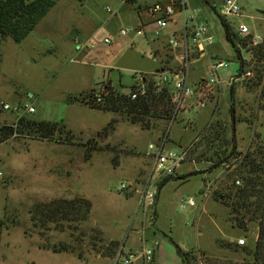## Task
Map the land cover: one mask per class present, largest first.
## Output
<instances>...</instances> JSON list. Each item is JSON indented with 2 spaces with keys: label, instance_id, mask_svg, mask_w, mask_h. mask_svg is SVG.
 Instances as JSON below:
<instances>
[{
  "label": "rangeland",
  "instance_id": "rangeland-1",
  "mask_svg": "<svg viewBox=\"0 0 264 264\" xmlns=\"http://www.w3.org/2000/svg\"><path fill=\"white\" fill-rule=\"evenodd\" d=\"M157 1L170 0H56L21 42L7 37L1 44L0 100L19 111L0 109V123L10 124L20 116L61 120L72 140L59 134L50 140L19 135L0 142V219L6 225L0 230V264H124V257L139 250V240L152 229L173 240L159 245V264H181V251L194 256L189 264L241 261L244 252L222 247L219 241L235 244L243 237L241 246H254L257 223L247 215L244 230L229 215L226 188L234 165L220 161L223 145L212 137L220 123L228 140L234 136L238 151L245 152L256 134L264 139L257 91L248 88L249 75L239 71L237 53L216 12L222 0H186L187 8L175 9L173 21L155 37L153 23L144 30L132 18L135 10H147ZM239 3L241 14L224 18L232 37L248 38L237 32L242 22L250 36L263 39L264 0ZM191 15L209 27L214 43L203 56L192 53L188 82L199 86L208 79L214 59L226 64L216 70L220 82L204 88V107L196 108L195 98L188 100L174 117H151L144 129L124 112L67 101L68 94L98 90L104 83L127 93L139 76L151 77L156 68L178 65L184 59L182 49H172L166 36L181 30ZM127 26L144 33L121 35L120 28ZM104 37L110 42L104 43ZM241 56L246 70L250 55L242 49ZM165 132L168 147H184L187 157L161 188L165 176L157 177L150 188L155 198L144 200L140 190L153 161L148 144ZM121 183L127 187L121 189ZM77 195L91 202L85 220L64 222L63 227L49 224L44 230L33 226L29 211L35 203ZM184 197H192L194 204H184ZM61 243L71 249H52ZM112 244L116 253L106 256ZM143 246L153 249L157 244L147 240ZM151 261L138 257L130 264Z\"/></svg>",
  "mask_w": 264,
  "mask_h": 264
},
{
  "label": "trees",
  "instance_id": "trees-1",
  "mask_svg": "<svg viewBox=\"0 0 264 264\" xmlns=\"http://www.w3.org/2000/svg\"><path fill=\"white\" fill-rule=\"evenodd\" d=\"M56 0H0V47L7 37L15 42H21L36 26V24L55 5ZM219 16V15H218ZM225 38L229 41L237 53L239 59V71L250 72L247 86L257 91V105L264 113V38L252 43V35L248 38L235 40L231 27L221 16ZM250 55V63L245 70V60L241 56V50ZM1 62V51H0ZM147 89L145 94L131 98L129 93H122L114 89L109 83H104L98 88L100 99L95 95L97 88L77 94H68V102H79L89 105L90 108L101 110H113L124 112L133 123H139L144 129L149 128L151 117L169 118L172 116L173 104L170 98L169 88L156 89L150 81L145 82ZM135 88V85L132 86ZM232 93V92H231ZM2 101L0 100V109ZM234 111L231 106L230 111ZM146 117V119H145ZM213 131L214 138L220 139L223 150L220 152V161H230L234 167L229 173L231 185L226 188V203L229 207V215L236 226L246 229L245 219L257 223V237L253 247L241 246L237 243L219 241L222 247L241 250L245 258L241 261L229 259L209 260L210 264H264V139L260 140L256 134L250 146L245 152L236 150L233 143L234 136L229 140L225 137V130L220 123ZM70 130H65L62 121L35 120L27 116H20L16 121L7 124L0 123V142L12 136L28 135L41 139H52L56 134L67 141ZM64 135V136H62ZM65 137V138H64ZM231 159L232 162H231ZM188 173L187 175H190ZM172 176L164 177L158 184L161 188ZM239 180L240 184L235 181ZM91 208V202L79 195L73 198H54L49 201L35 203L30 208V221L34 227L48 228L49 224L63 227L64 222H80L87 218ZM5 222L0 219V230L5 227ZM171 240V238L169 237ZM115 243V242H113ZM117 244V243H116ZM107 247L106 256H114L116 246ZM177 246V245H176ZM178 247V246H177ZM56 252L69 251L67 244L61 243L52 248ZM190 252L181 251L182 264H189ZM203 258L206 253L201 251ZM190 256V257H189Z\"/></svg>",
  "mask_w": 264,
  "mask_h": 264
},
{
  "label": "built area",
  "instance_id": "built-area-1",
  "mask_svg": "<svg viewBox=\"0 0 264 264\" xmlns=\"http://www.w3.org/2000/svg\"><path fill=\"white\" fill-rule=\"evenodd\" d=\"M186 8L185 0H170L165 2H155L151 4L147 11L151 17V23L155 25L153 33L155 37L160 36V31L166 27L170 22L173 21V14L175 9L179 11H184ZM241 5L239 0H222L220 3L217 14L223 18L227 16H234L241 14ZM190 23H189V22ZM132 32L137 34L144 33L143 29L134 26L122 27L119 33L123 36L128 35ZM237 32L240 35H250L251 32L247 25L244 23H239L237 27ZM167 43L172 49H182L184 59L178 65L171 68H161L154 73L150 74L151 77L147 75L139 76L138 81L135 83V88H130L127 93H129L131 98H136L139 95H143L146 92L147 84L146 81H150L156 89L169 88L170 98L173 104L172 117L183 108L186 101L196 99L195 107L205 106V87H210L213 84L219 83V77L216 74V70L222 66H225L223 60L214 59L210 63L211 75L208 79H203V82L199 86L195 84H190L188 82V67L189 58L192 53H197L199 56H203L206 49L214 43V35L210 32L209 27L202 22L195 20L192 15L188 20H183V27L181 30L172 31L167 36ZM252 43L256 44L261 41L259 35H252ZM104 43H109L110 38L104 37ZM246 76L250 75L247 71L244 73ZM95 95L98 100L100 99V90H97ZM3 110H10L14 112L19 111L18 106H10L8 103H1ZM29 112H33L34 108L32 106L25 107ZM150 153L152 155V172L149 173L142 184V189L140 190V197L144 200H153L155 198V192L151 191V184L154 183L157 177L160 176H172L175 170L182 164V162L187 157V149L184 147H179V149H173L168 147L167 132L160 136L155 142H150L148 144ZM236 184H240L239 180L235 181ZM121 189H125L127 185L121 183ZM184 204L191 206L194 204V199L192 197H184ZM245 239L239 238L237 243L239 245L244 244ZM143 257L147 261L152 260L153 249L143 248ZM135 253L129 252L123 259L124 264H130L134 259Z\"/></svg>",
  "mask_w": 264,
  "mask_h": 264
},
{
  "label": "crops",
  "instance_id": "crops-1",
  "mask_svg": "<svg viewBox=\"0 0 264 264\" xmlns=\"http://www.w3.org/2000/svg\"><path fill=\"white\" fill-rule=\"evenodd\" d=\"M186 1V0H185ZM157 2H160V1H157ZM155 3V2H154ZM153 4V3H152ZM186 8H187V1H186ZM185 8V9H186ZM134 13V12H133ZM135 13H136V16H134V18H132V19H134L135 21H133V22H136L135 23V26H137V25H143V29L145 30V28H147L149 25H151L152 23H151V17H150V15H149V13H148V11L147 10H144V11H138V10H135ZM132 16V17H133ZM192 16V15H191ZM190 16V17H191ZM189 17V18H190ZM190 23V22H189ZM242 23V22H241ZM173 31H175V30H173ZM156 41V40H155ZM212 50V48L209 46L207 49H206V52H205V54H207V50ZM175 50V49H174ZM107 53H108V51L106 52V55H107ZM204 54V55H205ZM157 70H159V69H157L156 68V70L155 71H157ZM2 101V100H1ZM159 138V137H158ZM157 138V139H158ZM179 147H181V146H179ZM157 197H158V193H157ZM160 231H155L154 229H152V231L151 232H148V234H146V238L144 237V238H142V239H140L139 241H140V243H141V245H142V247L139 249V250H136V251H130V252H134L135 253V256H134V258H138L139 257V259H140V261H141V257H143V254H142V250L141 249H143L144 248V243H145V241H147V240H154V242L157 244V247L156 248H153V256H152V258H153V260L151 261L152 262V264H159L160 263V257H161V254H162V248L159 246L163 241H167L168 239H169V235L167 234V233H165L164 231H162V232H160ZM158 234V235H157ZM159 238V239H158ZM171 238V237H170ZM170 240V239H169ZM172 240V239H171ZM173 241V240H172ZM121 247H123V245L121 244ZM132 250V249H131ZM144 258V257H143ZM145 259V258H144ZM181 264H182V262H181Z\"/></svg>",
  "mask_w": 264,
  "mask_h": 264
},
{
  "label": "water",
  "instance_id": "water-1",
  "mask_svg": "<svg viewBox=\"0 0 264 264\" xmlns=\"http://www.w3.org/2000/svg\"><path fill=\"white\" fill-rule=\"evenodd\" d=\"M232 126H233V131H234V118L232 119Z\"/></svg>",
  "mask_w": 264,
  "mask_h": 264
}]
</instances>
